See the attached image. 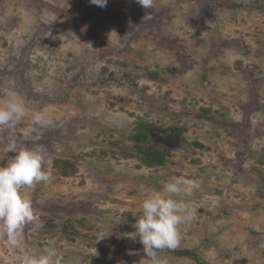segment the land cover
I'll return each instance as SVG.
<instances>
[{
    "label": "rangeland",
    "instance_id": "rangeland-1",
    "mask_svg": "<svg viewBox=\"0 0 264 264\" xmlns=\"http://www.w3.org/2000/svg\"><path fill=\"white\" fill-rule=\"evenodd\" d=\"M9 94L30 109L17 139L45 149L52 179L25 189L42 226L28 225L16 248L0 237V264L49 240L60 264H152L134 224L148 191L177 176L198 184L177 248L209 264H264V0H0V100ZM33 111L51 123L34 126ZM139 120L184 128L185 143L150 134L168 148L160 167L125 152ZM9 135L0 131V164ZM66 219L76 238L47 230Z\"/></svg>",
    "mask_w": 264,
    "mask_h": 264
},
{
    "label": "clouds",
    "instance_id": "clouds-1",
    "mask_svg": "<svg viewBox=\"0 0 264 264\" xmlns=\"http://www.w3.org/2000/svg\"><path fill=\"white\" fill-rule=\"evenodd\" d=\"M89 2L103 8L107 6L108 0ZM135 2L143 9L154 6V0ZM29 114V107L16 94H9L0 100V131L10 133L4 151L12 153L5 163L0 164V237H3L12 248L19 246L20 238L28 225L35 229L42 226L32 199L25 189L52 179L51 172L45 167V149L42 146L28 147L15 135L14 130L29 117ZM31 119L34 126L45 127L51 123L35 111L32 112ZM34 130L35 128L25 129L24 139L32 138ZM197 187L198 184L194 180L177 176L164 182L160 190L148 191L142 200L141 214L136 219L135 232L131 238L138 237L146 259H150L152 264H167L165 259L157 255L158 251L177 248L181 239L180 225L196 218L195 207L185 197L190 196ZM61 259L55 240H49L42 251H25L17 258V262L60 264Z\"/></svg>",
    "mask_w": 264,
    "mask_h": 264
},
{
    "label": "trees",
    "instance_id": "trees-1",
    "mask_svg": "<svg viewBox=\"0 0 264 264\" xmlns=\"http://www.w3.org/2000/svg\"><path fill=\"white\" fill-rule=\"evenodd\" d=\"M227 8H240V7H252L250 4L245 2H226L223 5ZM125 74V73H124ZM126 75V74H125ZM55 100H59L60 98H56ZM54 100V101H55ZM257 109V107H256ZM202 111H206V109H202ZM264 115V112H262ZM198 116H202L199 115ZM211 119V121H215V119L211 116L207 117ZM184 128L178 125H168V126H160L155 124L154 122H148L145 120H139L134 127V130L128 135V141L131 143V150L125 152L130 155L136 156L139 162L147 167H160L167 160L168 148L159 143L152 142L150 134L152 132H158L163 135L171 136L178 139L180 142L185 143V139L183 137ZM193 145L197 147H202V145L193 141ZM258 162L264 163V156H258ZM55 164H57L61 168L62 174L68 172L67 167H70V163L65 159H55ZM260 183L264 187V175L260 176ZM75 224L70 219L63 220L58 228H47L50 232L54 234H61L67 240H72L76 238V233L73 232ZM165 253H170L176 257H188L196 262V264H209L208 262L202 260L197 251L195 249L190 248H175L174 250L164 249L162 250Z\"/></svg>",
    "mask_w": 264,
    "mask_h": 264
}]
</instances>
